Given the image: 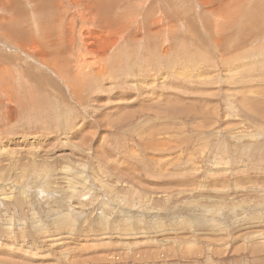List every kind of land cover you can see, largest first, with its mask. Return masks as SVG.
I'll return each instance as SVG.
<instances>
[{
  "label": "rangeland",
  "instance_id": "rangeland-1",
  "mask_svg": "<svg viewBox=\"0 0 264 264\" xmlns=\"http://www.w3.org/2000/svg\"><path fill=\"white\" fill-rule=\"evenodd\" d=\"M0 34V264H264V0H0Z\"/></svg>",
  "mask_w": 264,
  "mask_h": 264
},
{
  "label": "bare ground",
  "instance_id": "bare-ground-1",
  "mask_svg": "<svg viewBox=\"0 0 264 264\" xmlns=\"http://www.w3.org/2000/svg\"><path fill=\"white\" fill-rule=\"evenodd\" d=\"M41 5H42V4H41ZM41 5L36 6V8L40 7ZM8 8H9V7H8ZM8 10H9V9H8ZM9 11H10V10H9ZM11 11H12V8H11ZM10 13H11V12H10ZM22 13H23V12H22ZM32 16H33V15H32ZM37 16H38V15H37ZM19 17H20V16H19ZM11 18H12V17H11ZM20 19H21V18H20ZM11 20H12V19H11ZM11 20H10V21H11ZM17 20H18V18H17ZM17 20H16V23L18 24L19 21L17 22ZM33 20H34V19H33ZM3 21H4V20H2V22H3ZM12 21H13V20H12ZM6 22H7V21H6ZM4 23H5V22H4ZM35 23H36V22H35ZM104 23H105V22H104ZM2 24H3V23H2ZM6 24H8V23H6ZM19 24H20V23H19ZM4 25H5V24H4ZM12 25H14V24H12ZM12 25H10V26H12ZM23 25H25V24H23ZM10 26L8 27L7 32H8V31L11 32V31L9 30V29L11 28ZM2 27H3V25H2ZM6 28H7V27H6ZM3 29H5V28H3ZM16 29H17V28H16ZM11 30H12V29H11ZM28 30H29V29H28ZM28 30H27V31H28ZM2 31H3V30H2ZM30 31H31V30H30ZM34 32H35V30H34ZM13 33H15V32L13 31ZM16 33H17V32H16ZM2 34H4V33H2ZM19 34H20V36H21V33L18 32L17 35L19 36ZM0 35H1V34H0ZM4 35H5V34H4ZM8 35L11 36L10 33H9ZM17 35H15V36H17ZM12 36H13V35H12ZM18 36L16 37V39L18 38ZM23 36H24V35H23ZM21 37H22V36H21ZM1 38H2V37H1ZM3 38H5V37H3ZM3 38H2V39H3ZM6 38H7V37H6ZM19 38H20V37H19ZM19 38H18V39H19ZM30 38H31V37H30ZM68 38H70V37H68ZM34 39H35V38H34ZM66 39H67V38H66ZM19 40L22 41V39H19ZM19 40H18V41H19ZM25 40H26V39H25ZM28 40H30V39H28ZM3 41H4V40H3ZM4 42H5V41H4ZM25 42H26V41H25ZM25 42H24L23 45H24V47H26V49H27V48L30 47V46H29V45L27 46V43H25ZM27 42H28V41H27ZM113 42H114V39H113ZM113 42H112L111 44H113ZM18 43H19V42H18ZM22 43H23V42H22ZM10 44H12V43H10ZM25 44H26V46H25ZM28 44H29V43H28ZM36 45H37V44H36ZM36 45H34L33 42L31 43V48H30V50H29L30 54L35 52V50H36V48H37V46H38V45H37V46H36ZM37 49H38V48H37ZM21 51H22V50H21ZM37 51H38V50H37ZM23 52H24V51H23ZM26 52H27V51H26ZM40 54H41L40 57H42V54H43V53H40ZM37 55H38V54H37Z\"/></svg>",
  "mask_w": 264,
  "mask_h": 264
}]
</instances>
